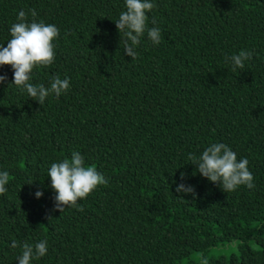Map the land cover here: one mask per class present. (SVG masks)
Returning <instances> with one entry per match:
<instances>
[{
	"label": "trees",
	"instance_id": "obj_1",
	"mask_svg": "<svg viewBox=\"0 0 264 264\" xmlns=\"http://www.w3.org/2000/svg\"><path fill=\"white\" fill-rule=\"evenodd\" d=\"M151 2L161 42L145 33L132 60L114 22L125 0H0L4 47L20 10L59 29L31 82H70L39 104L0 66V264L45 238L30 264H264V0ZM241 50L253 56L233 72L225 57ZM211 143L249 161L254 188L223 192L196 171L188 155ZM74 151L108 183L59 212L47 173ZM181 173L195 199L175 191Z\"/></svg>",
	"mask_w": 264,
	"mask_h": 264
},
{
	"label": "clouds",
	"instance_id": "obj_2",
	"mask_svg": "<svg viewBox=\"0 0 264 264\" xmlns=\"http://www.w3.org/2000/svg\"><path fill=\"white\" fill-rule=\"evenodd\" d=\"M155 7L151 0H125V9L114 21L119 33L123 34V50L126 56L132 60L138 57L136 51L141 37L147 34V38L154 45L161 42V30L158 27H148V16ZM31 16V20H29ZM35 9L27 12L20 10L17 14V22L9 29L10 39L7 46L0 44V66L10 65L13 71L12 84H15L28 96L43 104L46 97L54 94L59 97L70 87L69 79H61L53 76L50 86L33 84L32 70L34 67L50 66L55 60L54 39L59 36V29L51 23L37 22ZM155 24V21H152ZM253 56L251 51L241 50L238 54L225 57V62L230 63L232 71L243 69L245 62ZM7 81L6 74H0V83ZM188 160L196 166V171L210 182L217 184L223 192L234 191L238 186L246 185L249 189L255 187L253 175L247 167L249 161L246 158L237 159V155L224 143H211L203 152L196 156L188 155ZM47 176L50 178V187L56 193L54 197V210L62 212L65 207H74L79 211L83 208L78 203L80 198H85L98 185L107 184V179L92 166H86L84 157L79 152H72L71 159H63L58 163L51 164ZM181 183L176 186L175 191L184 195H192L195 199L196 193L191 185L183 183L184 174L181 173ZM9 182V173L0 172V194L7 191L5 187ZM31 184V183H30ZM42 191L37 190L35 197L40 198ZM178 198L183 199V196ZM16 248L18 243L15 239L10 245ZM22 254L17 257L18 264H30L33 259H39L47 254V239H41L33 244L23 243L20 245ZM201 264H208L207 259L202 258Z\"/></svg>",
	"mask_w": 264,
	"mask_h": 264
},
{
	"label": "rangeland",
	"instance_id": "obj_3",
	"mask_svg": "<svg viewBox=\"0 0 264 264\" xmlns=\"http://www.w3.org/2000/svg\"><path fill=\"white\" fill-rule=\"evenodd\" d=\"M231 252H235V246L234 245H225L221 248L214 249L211 253L212 256H218V255H228ZM194 259H196V256H194Z\"/></svg>",
	"mask_w": 264,
	"mask_h": 264
}]
</instances>
